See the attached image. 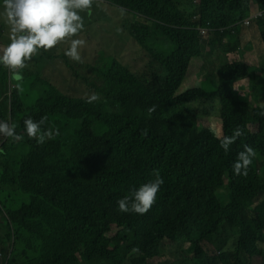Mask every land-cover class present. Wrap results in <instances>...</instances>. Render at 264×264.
<instances>
[{"label": "clouds", "instance_id": "clouds-1", "mask_svg": "<svg viewBox=\"0 0 264 264\" xmlns=\"http://www.w3.org/2000/svg\"><path fill=\"white\" fill-rule=\"evenodd\" d=\"M93 1L157 36L132 40L129 60L121 43L58 50ZM250 3L264 12V0H0V63L21 69L29 97L0 86V138L28 135L5 180L25 216L0 220V264H264V19L245 25ZM191 40L220 72L194 67Z\"/></svg>", "mask_w": 264, "mask_h": 264}, {"label": "trees", "instance_id": "trees-1", "mask_svg": "<svg viewBox=\"0 0 264 264\" xmlns=\"http://www.w3.org/2000/svg\"><path fill=\"white\" fill-rule=\"evenodd\" d=\"M78 11L83 18L84 27L75 37L66 38L65 41L56 45L57 49L63 53L69 49L72 39L85 41V44L78 49L80 54L97 49L104 50L121 43L125 58L129 60L132 40L140 41L146 37H154L158 34V31L152 28L141 29L133 19L126 16H120L116 21H110L107 17L101 18V13L105 12V10H100L94 1L90 9ZM94 15L98 17V21H93L89 25L88 21ZM259 18L264 19V15L259 16L257 19ZM185 48L189 52L192 64L197 70L213 72H220L222 70L223 65L221 60H211L202 57L199 54V46L193 40L189 41L185 45ZM17 73H19L20 79H17ZM17 85H20L22 90H19ZM55 85L60 90L68 92L62 80H55ZM0 86L13 91L16 98L22 103H28L27 84L22 76L21 69H9L0 63ZM48 123L49 121L46 120L44 125ZM16 131L22 137L21 139L0 138V220L2 228L8 227L12 222L25 216V211L15 203L13 196L5 186L6 173L19 152L20 143L28 136L24 125L17 126ZM4 200L7 201L6 206L2 204Z\"/></svg>", "mask_w": 264, "mask_h": 264}, {"label": "rangeland", "instance_id": "rangeland-1", "mask_svg": "<svg viewBox=\"0 0 264 264\" xmlns=\"http://www.w3.org/2000/svg\"><path fill=\"white\" fill-rule=\"evenodd\" d=\"M249 11L251 12V17L247 20H245V25L249 28V29H254L255 27V21L259 16L264 15V12L262 11V9L252 3L249 4ZM237 29H241L240 27ZM260 98V96H259ZM253 106V101L249 100L245 103L239 104L237 105L235 108H240L242 110H248L251 109Z\"/></svg>", "mask_w": 264, "mask_h": 264}, {"label": "bare ground", "instance_id": "bare-ground-1", "mask_svg": "<svg viewBox=\"0 0 264 264\" xmlns=\"http://www.w3.org/2000/svg\"><path fill=\"white\" fill-rule=\"evenodd\" d=\"M205 94L211 95V94H215L216 93V89L214 87H210L209 90L204 91ZM2 204L4 206L7 205V201L4 200L2 202ZM41 231L40 228L35 229L33 232L34 234H39ZM29 256L32 258H36V257H48V256H52V257H58L60 256V254L58 252H49L47 250L41 249V248H36V249H32L29 251Z\"/></svg>", "mask_w": 264, "mask_h": 264}]
</instances>
